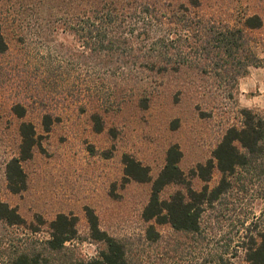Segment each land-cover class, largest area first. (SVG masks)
I'll return each instance as SVG.
<instances>
[{"label": "rangeland", "instance_id": "rangeland-1", "mask_svg": "<svg viewBox=\"0 0 264 264\" xmlns=\"http://www.w3.org/2000/svg\"><path fill=\"white\" fill-rule=\"evenodd\" d=\"M143 1L160 10L180 5L188 17L218 28L241 27L244 18L258 15L262 27L248 35L258 65L264 66V0ZM36 2L0 0L8 46L0 57V202L14 207L25 221L21 227L0 221V264H7L17 248L41 247L49 237V222L58 214L77 218V236L66 243L60 263L83 264L96 257L103 244L90 238L86 209L97 216L102 231L123 243L131 264H249L245 249L257 236L264 214L257 188L232 191L205 206L195 232L142 218L152 181L173 144L182 152L179 167L185 181L166 186L161 200L186 193L189 186L195 191L213 188L219 180L217 171L208 183L190 174L210 159L227 128L241 124L236 85L217 76L223 72L212 69L213 55L178 71L130 67L108 76L98 70L101 59L65 29V1L44 0L39 11L32 8ZM69 4L75 14L80 0ZM124 61L130 65V59ZM17 104L25 108L23 118L13 112ZM44 115L52 119L49 132L42 125ZM92 115L101 117L99 132ZM23 121L34 125L39 144L22 164L26 189L13 194L6 187L5 164L17 156ZM124 156L146 167L151 181L129 179ZM32 227L38 231L31 232ZM149 229L157 235L154 240L148 238Z\"/></svg>", "mask_w": 264, "mask_h": 264}, {"label": "trees", "instance_id": "trees-1", "mask_svg": "<svg viewBox=\"0 0 264 264\" xmlns=\"http://www.w3.org/2000/svg\"><path fill=\"white\" fill-rule=\"evenodd\" d=\"M63 1L69 8L63 19L65 29L74 32L84 48L92 51L98 60L101 59L98 70L108 76L116 75V71L130 70V67L132 70L158 73L168 69L178 71L181 66L192 64L193 60L201 62L213 55L216 61L211 62L212 69L223 72L216 71V74L235 86L250 67L259 66L258 56L252 47L253 40L248 35L250 31L262 27L258 15L244 18L241 27L218 28L208 26L209 22L198 17H188L187 10L180 5L160 10L143 0H80L78 11L72 14L69 2L73 0ZM43 5L44 0H37L32 8L39 11ZM7 48L0 23V57ZM213 51L216 53L213 54ZM126 58L131 60L130 65L124 61ZM140 103L142 107H147L145 99ZM13 112L23 118L26 111L17 104ZM239 114L240 127L227 128L211 152L210 159L190 171L192 176L204 183H208L213 172L217 171L219 180L213 188L205 185L200 191H195L189 186L186 193L177 192L169 199L161 200L160 193L166 186L185 181V174L179 167L182 152L177 144L168 147L164 166L152 181L150 197L142 211L145 222L170 224L178 231L195 232L205 206L214 204L232 191L257 188L264 198V115L246 108H241ZM91 119L96 131H101V117L92 115ZM42 125L45 132L50 131L52 119L49 115L42 117ZM18 132L20 143L17 156L6 162L4 172L6 187L13 194L26 189L27 178L22 164L33 157V151L39 144L31 122H21ZM123 163L124 174L129 179L138 183L151 181L149 170L135 159L124 156ZM37 218L42 224L40 217ZM86 219L90 238L102 243L103 248L96 257L83 264H131L123 243L99 228L97 216L91 209H86ZM261 219L257 236L245 249L249 264H264V214ZM0 221L11 227L25 224L18 211L4 202H0ZM76 224V217L58 214L49 222V237L41 247L17 248L7 264H61L59 257L66 243L77 236ZM29 229L33 233L38 231L36 227ZM156 236L155 232L148 230V238L154 240Z\"/></svg>", "mask_w": 264, "mask_h": 264}, {"label": "crops", "instance_id": "crops-1", "mask_svg": "<svg viewBox=\"0 0 264 264\" xmlns=\"http://www.w3.org/2000/svg\"><path fill=\"white\" fill-rule=\"evenodd\" d=\"M236 93L240 108L264 115V66L250 67L248 72L238 79Z\"/></svg>", "mask_w": 264, "mask_h": 264}]
</instances>
